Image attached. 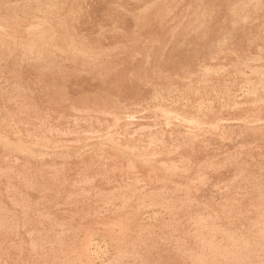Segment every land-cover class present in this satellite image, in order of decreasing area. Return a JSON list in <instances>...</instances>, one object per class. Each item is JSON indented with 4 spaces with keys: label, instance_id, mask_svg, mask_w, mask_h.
Listing matches in <instances>:
<instances>
[{
    "label": "rangeland",
    "instance_id": "obj_1",
    "mask_svg": "<svg viewBox=\"0 0 264 264\" xmlns=\"http://www.w3.org/2000/svg\"><path fill=\"white\" fill-rule=\"evenodd\" d=\"M31 1L0 0L1 28L13 17L0 28V264L264 262V103L247 93L248 82L264 81V0L240 23L231 14L237 0H54L50 21L64 20L70 35L100 52L94 65L29 52L34 13L21 10ZM195 21L205 23L200 35ZM221 44L222 51H210ZM205 67L221 70L206 88ZM156 93L175 101L165 106L183 117L157 111ZM205 94V108L197 110Z\"/></svg>",
    "mask_w": 264,
    "mask_h": 264
},
{
    "label": "bare ground",
    "instance_id": "obj_2",
    "mask_svg": "<svg viewBox=\"0 0 264 264\" xmlns=\"http://www.w3.org/2000/svg\"><path fill=\"white\" fill-rule=\"evenodd\" d=\"M32 3H33V5H32V8H30V7H25V8H23L21 11L22 12H28V11H33V13H34V17H33V19H34V23H33V25H32V29L29 31V35H28V38H27V40H26V47L29 49V52L30 53H40V52H46V51H48V52H50V53H52V54H57V57H59V58H64V57H67V55H69L70 54V56H71V58L75 61L77 58L79 59V60H81L82 62H86V63H88L89 65L90 64H95L96 62H100L101 60V57H102V55L100 54V52H95L91 47H89V44H88V42L87 41H85V40H83V39H81V38H74L72 35H70V32L68 31L67 32V28L65 27V26H63V24H64V20H62V19H60L59 17L58 18H55L54 20H52V21H50V11H51V9L52 8H54L53 6H55V1L54 0H32L31 1ZM100 2V1H99ZM102 3V2H101ZM258 6H260V7H262L263 6V0H237V2L233 5V7L231 8V14H233V16L236 18V19H238V21H236L237 23H240L242 20H244V18H245V13H246V11H247V9L248 8H250V9H252V7L254 8V9H257V8H260V7H258ZM257 7V8H256ZM80 9V8H79ZM145 12H147V13H150L151 11H155L152 7H145V10H144ZM81 13V12H80ZM88 16V15H87ZM86 16V17H87ZM207 16V13L205 12V11H203L202 13H201V15H200V17L202 18V19H204L205 17ZM12 19H13V17H10V18H8V20H6L5 21V23L7 24L6 26L8 27V24H9V22H11L12 21ZM86 20V19H85ZM98 24V23H97ZM191 24V23H190ZM236 24V23H235ZM96 25V24H95ZM100 25V24H99ZM6 26H4L3 28H1V25H0V28L1 29H6L7 27ZM190 26V25H189ZM191 26H193V27H195V28H197V32L195 31V34L196 35H200V31H202V33H203V27L205 28V23L204 22H202V21H195V22H193L192 23V25ZM58 28L60 29V31H58ZM76 28V27H75ZM194 28V29H195ZM234 28V27H233ZM45 29V30H44ZM84 29V28H83ZM97 29V28H96ZM105 30V29H104ZM93 31H95V30H93ZM106 31V30H105ZM229 34V33H228ZM83 35V34H82ZM115 35H117V34H115ZM223 35H224V33H223ZM232 36V35H231ZM226 37V36H225ZM94 38V37H93ZM223 42V41H222ZM221 42V43H222ZM181 44V43H180ZM183 44V43H182ZM223 44H221V45H215V46H213V47H211V52H213L214 53V51H222V49H223ZM219 54H222V52H219L218 54H215L214 56H211V58L209 59V61H212V60H218V58H219ZM147 61V60H146ZM1 62H3V61H1ZM21 64H22V62H21ZM28 66V65H27ZM6 68V67H5ZM46 68V67H45ZM236 68V65L235 66H233V67H231V70H234ZM49 69V68H48ZM216 70H214V69H212L211 67H205L203 70H202V73H201V83L203 84V87L204 88H206V84H207V82H208V80L214 75V74H216V73H220L221 72V70L217 67V68H215ZM1 70V69H0ZM20 70V69H19ZM47 70V69H46ZM57 70V69H56ZM262 71V70H261ZM4 72V71H3ZM6 72V71H5ZM9 72V71H8ZM59 72V71H58ZM19 73V72H18ZM40 73H42L41 71H40ZM39 73V74H40ZM46 73V72H45ZM257 73V72H256ZM52 74V73H51ZM1 75V74H0ZM9 76V75H8ZM5 83V82H4ZM8 83V82H7ZM249 86H248V91H247V93L249 94V95H251V96H253V98L255 99L254 100V103H264V81L262 82V81H259V82H248L247 83ZM16 85V84H15ZM18 85V84H17ZM6 86V85H5ZM9 86H11V85H8V87ZM24 86V85H23ZM4 87V86H3ZM2 87V88H3ZM17 88V87H16ZM7 89V88H6ZM20 89V88H19ZM18 89V90H19ZM11 90H12V88H11ZM11 90H10V92H11ZM15 90H17V89H15ZM23 90V89H22ZM25 90V89H24ZM6 91V90H5ZM30 92V91H29ZM260 92L262 93V98L261 97H259L260 96ZM0 94H2V93H0ZM23 94H24V92H23ZM9 95V94H8ZM1 96V95H0ZM208 98V96H207V94H205V96H203V98L201 99L202 101H200L198 104H197V106H196V109L197 110H201V109H204L205 108V105H204V103H203V101H205L206 99ZM9 99V98H8ZM154 107H155V109L157 110V111H159V112H161V113H163V114H165L166 116H168V117H170L171 115H175V114H173L170 110H169V108H167L165 105H167V103L168 104H170V102L171 103H174L175 101H173V100H171L170 102H168L167 100H166V98H165V94H160V93H156V94H154ZM10 102V101H9ZM221 103H223V102H221ZM11 104V103H10ZM22 105V104H21ZM237 105V104H236ZM16 106V105H15ZM3 107V106H2ZM235 108V107H234ZM3 109V108H2ZM20 113V112H19ZM46 113V112H45ZM158 113V112H157ZM9 114H10V112H9ZM125 114H127V113H125ZM159 114V113H158ZM4 115V114H3ZM160 115V114H159ZM6 117H7V114L5 115ZM152 116H154V115H152ZM176 117H174V118H177V117H183L182 115H180V114H177V115H175ZM20 117H21V115H20ZM123 117V116H122ZM127 119H129V120H133L134 118H135V115L134 114H127ZM162 117V116H161ZM4 118V117H3ZM61 119V118H60ZM67 119V118H66ZM158 119V118H157ZM160 119V118H159ZM158 119V120H159ZM168 120H169V118H167ZM181 119V118H180ZM0 120H2V119H0ZM36 120V119H35ZM119 120H120V117H119ZM122 120V119H121ZM135 120V119H134ZM195 120V119H194ZM16 121V120H15ZM37 121H39V120H37ZM70 121V120H69ZM138 121V120H137ZM196 121V120H195ZM1 122V121H0ZM117 122V121H116ZM119 122V121H118ZM176 122V121H175ZM188 122H190V121H188ZM197 122V121H196ZM9 123V122H8ZM18 123V122H17ZM38 123V122H37ZM42 123V122H41ZM75 123V122H74ZM182 123V122H181ZM221 123V122H220ZM242 123V122H241ZM263 123V122H262ZM165 124H166V122H165ZM197 124V123H196ZM259 124V123H258ZM257 124V125H258ZM6 125V124H5ZM19 125V124H18ZM187 125V124H186ZM247 125V124H246ZM254 125V124H253ZM4 126V125H3ZM115 126V125H114ZM113 126V127H114ZM171 126V125H170ZM208 126V125H207ZM22 127V126H21ZM25 127V126H24ZM169 127V126H168ZM176 127V126H175ZM194 127V126H193ZM204 127V126H203ZM206 127V126H205ZM264 127V126H263ZM6 128V127H5ZM7 128H8V126H7ZM9 128H10V126H9ZM26 128H28V127H26ZM145 128H147V127H145ZM262 128V127H261ZM14 129V128H13ZM111 129V128H110ZM149 129V128H148ZM154 129V128H153ZM173 129V128H172ZM178 129V128H177ZM201 129V128H200ZM205 129V128H204ZM214 129V128H213ZM5 130V129H4ZM12 130V129H11ZM143 130V129H142ZM146 130V129H145ZM167 130V129H166ZM168 130H170V129H168ZM183 130V129H182ZM186 130V129H185ZM210 130H212V129H210ZM248 130V129H247ZM258 130V129H257ZM264 130V129H263ZM16 131V130H15ZM18 131V130H17ZM148 131V130H147ZM203 131V130H202ZM9 132V131H8ZM13 132H14V130H13ZM12 132V133H13ZM32 132V131H31ZM46 132V131H45ZM49 132V131H48ZM69 132V131H68ZM140 132V131H139ZM142 132V131H141ZM145 132V131H144ZM186 132V131H185ZM212 132V131H211ZM256 132H258V131H256ZM15 134H16V132H14ZM53 133H54V131H53ZM114 133V132H113ZM134 133V132H133ZM176 133V132H175ZM221 133V132H220ZM255 133V132H254ZM20 134V133H19ZM62 134V133H61ZM137 134V133H136ZM135 133H134V135H136ZM180 134V133H179ZM182 134V133H181ZM184 134V133H183ZM188 134H189V132H188ZM187 134V135H188ZM191 134V133H190ZM194 134V133H193ZM196 134V133H195ZM198 134V133H197ZM258 134V133H257ZM6 135V134H5ZM18 135V134H17ZM42 135V134H41ZM50 135V134H49ZM56 135V134H55ZM84 135H87V134H84ZM133 135V136H134ZM168 135V134H167ZM166 135V136H167ZM256 135V134H255ZM260 135V134H259ZM2 136H3V134H2ZM159 136V135H158ZM183 136V135H182ZM207 136V135H206ZM260 136H262V134L260 135ZM14 137H16V136H14ZM106 137V136H105ZM123 137V136H122ZM136 137V136H135ZM171 137V136H170ZM180 137V136H179ZM194 137V136H193ZM223 137V136H222ZM221 137V138H222ZM264 137V136H263ZM29 138V137H28ZM64 138H65V136H64ZM69 138V137H68ZM131 138H132V136H131ZM150 138V137H149ZM153 138V137H152ZM154 138H155V136H154ZM161 138H163V137H161ZM167 138V137H166ZM188 137H186V139H187ZM19 139V138H18ZM24 139V138H23ZM105 139V138H104ZM108 139V138H107ZM169 139V138H168ZM182 139V138H181ZM185 139V138H184ZM195 139V138H194ZM207 139V138H206ZM218 139V138H217ZM224 139V138H223ZM261 139V138H260ZM11 140V139H10ZM25 140V139H24ZM103 140V139H102ZM151 140V139H150ZM166 140V139H165ZM174 140V138L172 139V141ZM200 140V139H199ZM210 140V139H209ZM214 140V139H213ZM87 141V143H88V140H86ZM101 141V140H100ZM172 141H171V144H172ZM186 141V140H185ZM192 141H193V139H192ZM195 141V140H194ZM218 141V140H217ZM223 141H225V140H223ZM2 142H4V141H2ZM74 142H75V140H74ZM104 142V141H103ZM150 142V141H149ZM157 142H160V141H157ZM175 142V141H174ZM214 142H215V140H214ZM220 142V141H219ZM227 142V141H226ZM229 142V141H228ZM167 143V142H166ZM169 143V142H168ZM178 143V142H177ZM188 143V142H187ZM186 143V144H187ZM194 143H196V142H194ZM198 143V142H197ZM200 143H202V142H200ZM216 143V142H215ZM255 142H253V144H254ZM2 144V143H1ZM10 144V143H9ZM15 144V143H14ZM20 144V143H19ZM38 144V143H37ZM69 144V143H68ZM108 144V143H107ZM151 144H152V142H151ZM174 144V143H173ZM181 144V143H180ZM193 144V143H192ZM190 145V147L191 146H193V145ZM202 144H204V143H202ZM206 144V143H205ZM6 145V144H5ZM30 145V144H29ZM47 145V144H46ZM112 145V144H111ZM166 145V144H165ZM182 145V144H181ZM184 145V144H183ZM218 145V144H217ZM224 145V144H223ZM22 146V145H21ZM34 146V145H33ZM37 146V145H36ZM48 146V145H47ZM151 146V145H150ZM169 146V145H168ZM245 146V145H244ZM248 146V145H247ZM252 146V145H251ZM258 146V145H257ZM8 147V146H7ZM18 147H20V145L18 146ZM22 147H24V146H22ZM26 147V146H25ZM24 147V148H25ZM31 147H32V145H31ZM40 147V146H39ZM100 147H102V146H100ZM104 147V146H103ZM162 147V146H161ZM186 147V146H185ZM189 147V146H188ZM209 147H211V146H209ZM242 147V146H241ZM240 147V148H241ZM10 148V147H9ZM11 148H12V146H11ZM119 148V147H118ZM147 148V147H146ZM192 148V147H191ZM220 148V147H219ZM218 148V149H219ZM243 148V147H242ZM249 148V147H248ZM252 148V147H251ZM3 149V148H2ZM56 149V148H55ZM59 149H61V148H59ZM59 149H57V150H59ZM94 149V148H93ZM125 149V148H124ZM169 149V148H168ZM216 149V148H215ZM234 149H236V148H234ZM255 149V148H254ZM253 149V150H254ZM5 150V149H4ZM21 150V149H20ZM35 150V149H34ZM48 150V149H47ZM112 150V149H111ZM166 150V149H165ZM189 150H190V148H189ZM248 150H250V148L248 149ZM256 150V149H255ZM53 151V150H52ZM91 151V150H90ZM122 151V150H121ZM127 151V150H126ZM234 151V150H233ZM252 151V150H251ZM6 152V151H5ZM118 152V151H117ZM171 152V151H170ZM177 152V151H176ZM188 152V151H187ZM7 153H8V150H7ZM6 153V154H7ZM98 153V152H97ZM101 153V152H100ZM116 153V152H115ZM120 153V152H119ZM125 153V152H124ZM129 153V152H128ZM132 153V152H131ZM173 153H175V152H173ZM192 153V152H191ZM190 153V154H191ZM214 153V152H213ZM243 153V152H242ZM2 154V153H1ZM17 154V153H16ZM93 154H95V153H93ZM133 154V153H132ZM163 154V153H162ZM166 154V153H165ZM167 154H169V153H167ZM226 154H228V153H226ZM245 154V153H244ZM4 155V154H3ZM116 155H117V153H116ZM121 155V154H120ZM230 155V154H229ZM233 155V154H232ZM231 155V156H232ZM13 156V155H12ZM94 156V155H93ZM165 156V155H164ZM166 156H168V155H166ZM172 156V155H171ZM183 156V155H182ZM191 156V155H190ZM228 156V155H227ZM9 157V156H8ZM82 157V156H81ZM85 157H87L86 155H85ZM109 157V156H108ZM178 157V156H177ZM235 157H239V156H235ZM79 158V157H78ZM124 158V157H123ZM150 158V157H149ZM186 158V157H185ZM216 158V157H215ZM218 158H219V155H218ZM227 158V157H226ZM229 158V157H228ZM6 159V158H5ZM80 159V158H79ZM99 159V158H98ZM122 159V158H121ZM179 159V158H178ZM180 159H182V158H180ZM247 159V158H246ZM16 160V159H15ZM127 160V159H126ZM125 160V162H127ZM137 160V159H136ZM140 160H141V158H140ZM143 160H145V159H143ZM186 160V159H185ZM189 160V159H188ZM218 160V159H217ZM78 161V160H77ZM104 161V160H103ZM169 161V160H168ZM176 161V160H175ZM204 161V160H203ZM214 161V160H213ZM7 162V161H6ZM105 162V161H104ZM137 162H139V161H137ZM155 162V161H154ZM172 162V161H171ZM170 162V163H171ZM174 162V161H173ZM181 162V161H180ZM225 162H227V161H225ZM178 163V162H177ZM221 163H222V161H221ZM237 163V162H236ZM102 164V163H101ZM179 164V163H178ZM192 164V163H191ZM202 164V163H201ZM204 164H206V163H204ZM210 164H211V162H210ZM242 164V163H241ZM241 164H240V166H241ZM15 165V164H14ZM133 165V164H132ZM143 165V164H142ZM152 165V164H151ZM171 165H173V164H171ZM199 165V164H198ZM207 165V164H206ZM229 165V164H228ZM235 165V164H234ZM25 166V165H24ZM177 166V165H176ZM46 167V166H45ZM57 167V166H56ZM60 167H62V166H60ZM171 167V166H170ZM186 167V166H185ZM184 167V168H185ZM188 167V166H187ZM186 167V168H187ZM191 167H193V166H191ZM226 167V166H225ZM243 167V166H242ZM253 167H255V166H253ZM259 167V166H258ZM9 168V167H8ZM7 168V169H8ZM26 168V167H25ZM31 168V167H30ZM160 168V167H159ZM174 168V167H173ZM176 168V167H175ZM181 168V167H180ZM248 168V167H247ZM10 169V168H9ZM60 169V168H59ZM82 169V168H81ZM252 169V168H251ZM258 169V168H257ZM5 170V169H4ZM29 170V169H28ZM43 170H44V168H43ZM47 170V169H46ZM57 170V169H56ZM64 170V169H63ZM129 170V169H128ZM130 170H132V169H130ZM164 170V169H163ZM169 171H170V168L168 169ZM178 170H179V168H178ZM183 170V169H182ZM191 170V169H190ZM225 170V169H224ZM234 170V169H233ZM238 170V169H237ZM10 171V170H9ZM50 171H52V170H50ZM67 171V170H66ZM133 171H135L134 169H133ZM151 171V170H150ZM159 171V170H158ZM239 171H240V169H239ZM254 171V170H253ZM7 172V171H6ZM5 172V173H6ZM17 172V171H16ZM26 172V171H25ZM132 172V171H131ZM164 172H166V171H164ZM168 172V171H167ZM166 172V173H167ZM171 172V171H170ZM174 172V171H173ZM177 172V171H176ZM212 172V171H211ZM247 172V171H246ZM37 173V172H36ZM51 173V172H50ZM121 173H122V171H121ZM189 173V172H188ZM234 173V172H233ZM240 173H242V171L240 172ZM7 174V173H6ZM29 174V173H28ZM32 174V173H31ZM30 174V175H31ZM243 174V173H242ZM251 174V173H250ZM51 175H53V174H51ZM113 175H115V174H113ZM133 175H135V174H133ZM138 175V174H137ZM169 175V174H168ZM239 175H241V174H239ZM5 176V175H4ZM12 176V175H11ZM24 176V175H23ZM33 176V175H32ZM53 176H55V175H53ZM175 176V175H174ZM204 176V175H203ZM242 176V175H241ZM169 177H170V175H169ZM235 177V176H234ZM263 177V176H262ZM7 178V177H6ZM25 178V177H24ZM44 178V177H43ZM46 178V177H45ZM116 178V177H115ZM122 178V177H121ZM173 178V177H172ZM242 178V177H241ZM250 178V177H249ZM30 179V178H29ZM48 179V178H47ZM65 179V178H64ZM86 179V178H85ZM105 179V178H104ZM234 179V178H233ZM239 179V178H238ZM254 179V178H253ZM256 179V178H255ZM261 179H263V178H261ZM52 180V179H51ZM136 180V179H135ZM134 180V181H135ZM204 179H202V181H203ZM260 180V179H259ZM264 180V179H263ZM35 181V180H34ZM34 181H32V182H34ZM39 181V180H38ZM90 181H92V180H90ZM189 181V180H188ZM190 181H193V180H190ZM189 181V182H190ZM197 181V180H196ZM202 181H200V183L202 182ZM230 181V180H229ZM242 181H243V179H242ZM64 182H66V181H64ZM94 182V181H93ZM107 182V181H106ZM109 182V181H108ZM107 182V183H108ZM166 182V181H165ZM188 182V183H189ZM195 182V181H194ZM194 182L192 183L193 185H194ZM232 182V181H231ZM234 182V181H233ZM246 182V181H245ZM263 182V181H262ZM27 183V182H26ZM35 183V182H34ZM40 183V182H39ZM46 183V182H45ZM84 183V182H83ZM82 183V184H83ZM86 183V182H85ZM138 183V182H137ZM199 183V184H200ZM208 183H210V182H208ZM252 183V182H251ZM57 184V183H56ZM113 184V183H112ZM216 184V183H215ZM249 185H250V183H248ZM252 184H254V186H255V183H252ZM258 184H260V183H258ZM4 185V184H3ZM55 185V184H54ZM59 185V184H58ZM65 185H67V184H65ZM77 185H78V183H77ZM132 185V184H131ZM177 185H179L178 183H177ZM176 185V186H177ZM214 185V184H213ZM220 185H221V183H220ZM235 185V184H234ZM6 186V185H5ZM35 186V185H34ZM63 186V185H62ZM167 186V185H166ZM195 186V185H194ZM200 186V185H199ZM219 186V185H218ZM251 186V185H250ZM253 186V187H254ZM2 187V186H1ZM37 187V186H36ZM59 187V186H58ZM120 187V186H119ZM128 187H129V184H128ZM183 187V186H182ZM193 187V186H192ZM257 187V186H256ZM62 188V187H61ZM65 188V187H64ZM219 188V187H218ZM226 188V187H225ZM224 188V189H225ZM228 188V187H227ZM236 188V187H235ZM245 188V187H244ZM243 188V189H244ZM264 188V187H263ZM49 189V188H48ZM59 189V188H58ZM77 189V188H76ZM195 189V188H194ZM262 189V188H261ZM31 190H33V189H31ZM140 190H141V188H140ZM241 190V189H240ZM81 191V190H80ZM95 191V190H94ZM112 191V190H111ZM120 191V190H119ZM137 191V190H136ZM159 191H161V190H159ZM232 191V190H231ZM230 191V192H231ZM254 191V190H253ZM20 192V191H19ZM31 192V191H30ZM141 192V191H140ZM185 192V191H184ZM247 192V191H246ZM259 192H261V191H259ZM4 193H5V191H4ZM104 193V192H103ZM135 193V192H134ZM159 193V192H158ZM198 193H199V191H198ZM233 193H235V192H233ZM237 193V192H236ZM248 193H250V192H248ZM252 193V192H251ZM48 194V193H47ZM50 194V193H49ZM53 194V193H52ZM55 194V193H54ZM53 194V195H54ZM156 194V193H155ZM255 194V193H254ZM10 195V194H9ZM17 195V194H16ZM28 195V194H27ZM86 195V194H85ZM154 195V194H153ZM184 195V194H183ZM19 196V195H18ZM26 196V195H25ZM50 196V195H49ZM71 195H69V197H70ZM77 196V195H76ZM143 196V195H142ZM159 196V195H158ZM186 196V195H185ZM184 196V197H185ZM249 196V195H248ZM251 196V195H250ZM1 197V196H0ZM78 197V196H77ZM84 197V196H83ZM183 197V198H184ZM243 197V196H242ZM7 198V197H6ZM58 198V197H57ZM61 198V197H60ZM94 198V197H93ZM124 198V197H123ZM161 198V197H160ZM159 198V199H160ZM258 198H259V196H258ZM48 199H50V198H48ZM80 199V198H79ZM176 199V198H175ZM179 199V198H178ZM95 200V199H94ZM124 200V199H123ZM132 200V199H131ZM144 200V199H143ZM164 200V199H163ZM162 200V201H163ZM166 200H168V199H166ZM165 200V201H166ZM28 201V200H27ZM36 201H38V200H36ZM67 201H68V199H67ZM228 201V200H227ZM50 202H52V201H50ZM107 202V201H106ZM137 202V201H136ZM141 202H142V200H141ZM173 202V201H172ZM171 202V203H172ZM181 202H183V201H181ZM122 203V202H121ZM127 203V202H126ZM154 203V202H153ZM159 203V202H158ZM162 203V202H161ZM160 203V204H161ZM176 203V202H175ZM180 203V202H179ZM186 203H187V201H186ZM227 203V202H226ZM27 204V203H26ZM36 204V203H35ZM52 204V203H51ZM83 204V203H82ZM102 204V203H101ZM107 204V203H106ZM105 204V205H106ZM108 204H109V202H108ZM144 204V203H143ZM147 204V203H146ZM168 203H167V201H166V205H167ZM183 204H184V202H183ZM182 204V205H183ZM192 204V203H191ZM202 204V203H201ZM239 204V203H238ZM245 204H247V203H245ZM253 204V203H252ZM2 205V204H1ZM111 205V204H110ZM121 205H124V204H121ZM120 205V206H121ZM133 205V204H132ZM137 205V204H136ZM232 205V204H231ZM69 206V205H68ZM146 206V205H145ZM147 206H149V205H147ZM152 206V205H151ZM162 206V205H161ZM165 206V205H164ZM173 206V205H172ZM180 206V205H179ZM51 207V206H50ZM57 207V206H56ZM55 207V208H56ZM77 207V206H76ZM123 207V206H122ZM140 207L141 206H139V209H140ZM143 207V206H142ZM171 207V206H170ZM31 208V207H30ZM33 208V207H32ZM49 208V207H48ZM116 208V207H115ZM118 208H120V207H118ZM131 208V207H130ZM137 208H138V206H137ZM146 208V207H145ZM148 208V207H147ZM146 208V209H147ZM223 208V207H222ZM234 208V207H233ZM251 208H253V207H251ZM162 209V208H161ZM169 209V208H168ZM174 209V208H173ZM192 209V208H191ZM209 209V208H208ZM53 210V209H52ZM56 210V209H55ZM103 210H104V208H103ZM137 209H135L134 211H136ZM141 210V209H140ZM143 210V209H142ZM196 210V209H195ZM194 210V211H195ZM122 211V210H121ZM210 211V210H209ZM259 211V210H258ZM257 211V212H258ZM262 211V210H261ZM33 212V211H32ZM36 212H38V211H36ZM100 212V211H99ZM111 212V211H110ZM185 212V211H184ZM229 212V211H228ZM252 212V211H251ZM57 213V212H56ZM95 213V212H94ZM108 213V212H107ZM172 213V212H171ZM224 213V212H223ZM232 213V212H231ZM255 213V212H254ZM37 214V213H36ZM225 214H228L227 212L225 213ZM249 214V213H248ZM259 214H260V212H259ZM258 214V215H259ZM262 214V213H261ZM264 214V213H263ZM24 215V214H23ZM26 215V214H25ZM34 215V214H33ZM131 215H132V213H131ZM200 215V214H199ZM199 215H197L196 216V219H197V217L199 216ZM201 215H203V214H201ZM210 215V214H209ZM208 215V216H209ZM224 215V214H223ZM6 216V215H5ZM10 216V215H9ZM49 216V215H48ZM71 216V215H70ZM75 216H77V215H75ZM103 216V215H102ZM205 216H207V215H205ZM242 216V215H241ZM256 216V215H255ZM264 216V215H263ZM7 217V216H6ZM12 217V216H11ZM25 217V216H24ZM36 217V216H35ZM40 217H42V215L40 216ZM148 217V216H147ZM146 217V218H147ZM150 217V216H149ZM193 217V216H192ZM191 217V218H192ZM215 217V216H214ZM214 217H213V220H214ZM246 217V216H245ZM251 217V216H250ZM262 217V216H261ZM260 217V218H261ZM4 218V217H3ZM8 218H10V217H8ZM28 218V217H27ZM47 218V217H46ZM190 218V219H191ZM202 218V217H201ZM206 218V217H205ZM205 218H203V219H205ZM257 218V217H256ZM255 218V219H256ZM259 218V217H258ZM13 219V218H12ZM43 219V218H42ZM45 219V218H44ZM54 219H56V217L54 218ZM199 219V218H198ZM203 219H201V220H203ZM210 219V218H209ZM217 219V218H216ZM264 219V218H263ZM8 220V219H7ZM25 220H26V218H25ZM46 220V219H45ZM126 220V219H125ZM129 220V219H128ZM154 220V219H153ZM200 220V221H201ZM207 220V219H206ZM257 220V219H256ZM262 220V219H261ZM22 221V220H21ZM35 221V220H34ZM44 221V220H43ZM56 221V220H55ZM59 221H61V220H59ZM70 221V220H69ZM193 221V220H192ZM219 221V220H218ZM230 221V220H229ZM238 221V220H237ZM4 221H2V223H3ZM12 222V220L10 221V223ZM16 222V221H15ZM26 222V221H25ZM37 222V221H36ZM42 222V221H41ZM46 222V221H45ZM48 222V221H47ZM68 222V221H67ZM82 222V221H81ZM80 222V223H81ZM113 222H115L114 220H113ZM125 222V221H124ZM195 222V221H194ZM248 222H250V221H248ZM254 222V221H253ZM252 222V223H253ZM6 223V222H5ZM53 223H54V221H53ZM117 223V222H116ZM180 223V222H179ZM198 223H200V222H198ZM197 223V224H198ZM206 223V222H205ZM213 223V222H212ZM261 223V222H260ZM25 224V223H24ZM58 224V223H57ZM62 224V223H61ZM61 224H60V227H61ZM113 224V223H112ZM118 224V223H117ZM193 224V223H192ZM202 224V223H201ZM255 224V223H254ZM259 224V223H258ZM7 225V224H6ZM9 225V224H8ZM11 225V224H10ZM27 225V224H26ZM46 225V224H45ZM48 225V224H47ZM111 225V224H110ZM194 225H196V224H194ZM203 225H205V224H203ZM209 225H211V223L209 224ZM221 225V224H220ZM256 225V224H255ZM263 225V224H262ZM261 225V226H262ZM12 226H14V225H12ZM11 226V227H12ZM24 226V225H23ZM22 226V227H23ZM57 226V225H56ZM213 226V225H212ZM219 226V225H218ZM217 226V227H218ZM242 226V225H241ZM251 226H252V224H251ZM7 227V226H6ZM16 227H17V225H16ZM54 227H55V225H54ZM57 227H59V226H57ZM104 227V226H103ZM112 227H114V226H112ZM116 227V226H115ZM124 227V226H123ZM127 227V226H126ZM150 227V226H149ZM148 227V228H149ZM173 227V226H172ZM181 227H182V225H181ZM209 227V226H208ZM223 227V226H222ZM256 227V226H255ZM49 228V227H48ZM107 228V227H106ZM147 228V229H148ZM213 228V227H212ZM211 227H210V229H212ZM234 228V227H233ZM242 228H243V226H242ZM248 228V227H247ZM263 228V227H262ZM14 229V228H13ZM15 229H17V228H15ZM42 229V228H41ZM71 229V228H70ZM117 229V228H116ZM203 229V228H202ZM215 229V228H214ZM235 229V228H234ZM6 230H7V228H6ZM47 230V229H46ZM50 230V229H49ZM75 230H76V228H75ZM112 230V229H111ZM154 230V229H153ZM172 230V229H171ZM228 229H226V233L228 232L227 231ZM254 230V229H253ZM260 230H261V228H260ZM14 231V230H13ZM26 231V230H25ZM42 231V230H41ZM52 231V230H51ZM74 231V230H73ZM121 231V230H120ZM145 231V230H144ZM143 231V232H144ZM178 231V230H177ZM220 231V230H219ZM224 231V230H223ZM231 231V230H230ZM245 231V230H244ZM251 231V230H250ZM256 231H257V228H256ZM264 231V230H263ZM12 232V231H11ZM23 232V231H22ZM29 233H30V231H28ZM43 232V231H42ZM42 232H41V234H42ZM68 232V231H67ZM70 232V231H69ZM117 232V231H116ZM126 232V231H125ZM176 232V231H175ZM186 232V231H185ZM196 233H197V231H195ZM213 232V231H212ZM237 232V231H236ZM241 232V231H240ZM252 232V231H251ZM254 232V231H253ZM257 232H260V231H257ZM256 232V233H257ZM37 233V232H36ZM45 233V232H44ZM52 233V232H51ZM63 233V232H62ZM66 233V232H65ZM139 233V232H138ZM179 233V232H178ZM187 233V232H186ZM195 233V234H196ZM210 233V232H209ZM226 233L224 234V235H226ZM229 233V232H228ZM237 233H239V232H237ZM25 234H28V233H25ZM39 234V233H38ZM55 234V233H54ZM61 234V233H60ZM117 234V233H116ZM153 234V233H152ZM189 234V233H188ZM187 234V235H188ZM191 234V233H190ZM232 234V233H231ZM235 234V233H234ZM260 234V233H259ZM3 235H5V234H3ZM34 235V234H33ZM36 235V234H35ZM109 235V234H108ZM118 235V234H117ZM121 235H122V232H121ZM131 235V234H130ZM172 235V234H171ZM230 235V234H229ZM228 235V236H229ZM254 235H256V234H254ZM1 236V235H0ZM11 236V235H10ZM53 236V235H52ZM58 236V235H57ZM74 236V235H73ZM124 236V235H123ZM129 236V235H128ZM127 236V237H128ZM150 236V235H149ZM178 236V235H177ZM195 236V235H194ZM227 236V237H228ZM13 237V236H12ZM40 237H42V236H40ZM90 237V236H89ZM165 237H167V236H165ZM179 237V236H178ZM189 237V236H188ZM191 237H192V235H191ZM195 237H197V236H195ZM201 237H202V235H201ZM230 237V236H229ZM233 237V236H232ZM238 237H239V235H238ZM251 237H253L252 235H251ZM257 237V236H256ZM260 237V236H259ZM262 237V236H261ZM4 238V237H3ZM29 238V237H28ZM27 238V239H28ZM35 238H38V236L37 237H35ZM58 238V237H57ZM175 238V237H174ZM199 238V237H198ZM243 238V237H242ZM254 238V237H253ZM258 238V237H257ZM10 239V238H9ZM40 239V238H39ZM56 239V238H55ZM225 239V238H224ZM227 239V238H226ZM232 239V238H231ZM238 239V238H237ZM239 239H240V237H239ZM255 239V238H254ZM35 240V239H34ZM46 240V239H45ZM75 240V239H74ZM124 240V239H123ZM177 240H179V239H177ZM201 240V239H200ZM247 240V239H246ZM256 240V239H255ZM261 240V239H260ZM9 241V240H8ZM49 241V240H48ZM59 241V240H58ZM118 241V240H117ZM132 241V240H131ZM135 241V240H134ZM160 241H161V239H160ZM163 241V240H162ZM166 240H164V242H165ZM182 241V240H181ZM183 241H186V240H183ZM205 241V240H204ZM207 241V240H206ZM209 241V240H208ZM225 241V240H224ZM227 241V240H226ZM240 241H242V240H240ZM245 241V240H244ZM251 241V240H250ZM264 241V240H263ZM34 242V241H33ZM61 242H62V240H61ZM60 242V243H61ZM64 242V241H63ZM114 242H115V240H114ZM129 242V241H128ZM167 242V241H166ZM211 242H212V240H211ZM229 243H230V241H228ZM234 242H236V241H234ZM30 243V242H29ZM53 243H54V240H53ZM59 243V242H58ZM80 243V242H79ZM120 243V242H119ZM141 243H144V242H141ZM179 243V242H178ZM198 243V242H197ZM205 243V242H204ZM209 243V242H208ZM233 243V242H232ZM238 243V242H237ZM240 243V242H239ZM247 243V242H246ZM257 242H254V244H256ZM260 243V242H259ZM65 244V243H64ZM133 244V243H132ZM174 244H175V242H174ZM211 244V243H210ZM215 244V243H214ZM250 244H252V243H250ZM249 244V245H250ZM7 245V244H6ZM9 245V244H8ZM49 245V244H48ZM63 245V244H62ZM219 245V244H218ZM246 245V244H245ZM15 246V245H14ZM35 246V245H34ZM40 246V245H39ZM53 245H52V243H51V247H52ZM59 247H60V245H58ZM70 246V245H69ZM73 246V245H72ZM116 246H118V245H116ZM126 246H127V244H126ZM181 246V245H180ZM200 246V245H199ZM203 246V245H202ZM215 246V245H214ZM226 246V245H225ZM233 246H235V245H233ZM232 246V247H233ZM244 246V245H243ZM11 247V246H10ZM41 247V246H40ZM39 247V248H40ZM63 247V246H62ZM93 247V246H92ZM120 247H122V246H120ZM133 247H134V245H133ZM175 247V246H174ZM178 247V246H177ZM216 247H217V245H216ZM238 247V246H237ZM247 247V246H246ZM252 247V246H251ZM259 247V246H258ZM261 247H262V245H261ZM171 248H173V247H171ZM201 248V247H200ZM200 248H198L199 249V251H200ZM207 248V247H206ZM209 248V247H208ZM212 248V247H211ZM220 248V247H219ZM10 249V248H9ZM125 249V248H124ZM180 249V248H179ZM181 249H182V247H181ZM218 249V248H217ZM223 249V248H222ZM247 249H249V248H247ZM253 249V248H252ZM257 249V248H256ZM36 250V249H35ZM55 250V249H54ZM59 250H61L60 248H59ZM90 250V249H89ZM94 250V249H93ZM139 250V249H138ZM202 250V249H201ZM210 249H208V251H209ZM211 250H213V249H211ZM221 250V249H220ZM244 250L245 249H243V252H244ZM72 251V250H71ZM122 251H123V248H122ZM125 251V250H124ZM123 251V252H124ZM185 251V250H184ZM189 251V250H188ZM217 251V250H216ZM215 250L212 252L213 253V255H217V254H214V252H216ZM218 251H219V249H218ZM217 251V252H218ZM222 251V250H221ZM224 251V250H223ZM248 251V250H247ZM258 251V250H257ZM256 251V252H257ZM260 251H261V249H260ZM34 252V251H33ZM65 252V251H64ZM90 252V251H89ZM115 252V251H114ZM119 252V251H118ZM133 252V251H132ZM132 252H130V253H132ZM148 252V251H147ZM151 252V251H150ZM200 252H202V251H200ZM204 252V251H203ZM241 252V251H240ZM264 252V251H263ZM52 253V252H51ZM59 253V252H58ZM57 253V254H58ZM129 253V252H128ZM142 253V252H141ZM186 253V252H185ZM223 253V252H222ZM228 253H230V252H228ZM233 253V252H232ZM255 253V252H254ZM64 254V253H63ZM62 254V255H63ZM93 254V253H92ZM95 254V253H94ZM119 254V253H118ZM133 254V253H132ZM146 254V253H145ZM190 254V253H189ZM192 254H193V252H192ZM210 254V253H209ZM226 254V253H225ZM56 255V254H55ZM71 255V254H70ZM74 255V254H73ZM122 255V254H121ZM191 255V254H190ZM196 255V254H195ZM212 255V254H211ZM221 255V254H220ZM219 255V256H220ZM240 255V254H239ZM80 256V255H79ZM82 256V255H81ZM92 256V255H91ZM128 256V255H127ZM135 256H137L136 254H135ZM142 256V255H141ZM198 256V255H197ZM200 256L201 257H203L201 254H200ZM199 256V257H200ZM208 256V255H207ZM206 255H205V257H207ZM231 256H232V254H231ZM244 256V255H243ZM250 256H251V254H250ZM253 256V255H252ZM251 256V257H252ZM7 257V256H6ZM53 257V256H52ZM56 257V256H55ZM78 257V256H77ZM117 257H118V255H117ZM189 257H192V256H189ZM194 257V256H193ZM213 257V256H212ZM215 257V256H214ZM246 257V256H245ZM255 257H257L256 255H255ZM254 257V258H255ZM264 257V256H263ZM64 258H65V256H64ZM91 258H93V257H91ZM125 258V257H124ZM141 258V257H140ZM211 258V257H210ZM224 258V257H223ZM240 258V257H239ZM7 259V258H6ZM55 259V258H54ZM63 259V258H62ZM111 259H112V256H111ZM128 259V258H127ZM127 259H126V261H127ZM132 259V258H131ZM139 259V258H138ZM142 259V258H141ZM189 259V258H188ZM195 259H196V257H195ZM199 259V258H198ZM201 259V258H200ZM207 259H209V258H207ZM212 259V258H211ZM210 259V260H211ZM245 259H247V258H245ZM114 260V259H113ZM118 260V259H117ZM140 260V259H139ZM197 260V259H196ZM209 260V261H210ZM229 260H230V258H229ZM228 260V261H229ZM243 260V259H242ZM12 261V260H11ZM75 261V260H74ZM115 261V260H114ZM193 261V260H192ZM207 261V260H206ZM222 261V260H221ZM227 261V262H228ZM232 261H234V260H232ZM245 261V260H244ZM260 261V260H259ZM264 261V260H263ZM13 262V261H12ZM108 261H106V263H107ZM117 262H119V260L117 261ZM191 262V261H190ZM197 262V261H196ZM195 262V263H196ZM223 262V261H222ZM237 262V261H236ZM249 262V261H248ZM247 262V263H248ZM256 262V261H255ZM75 262H73L72 264H74ZM85 263V262H84ZM89 263V262H88ZM115 263V262H114ZM113 263V264H114ZM193 263V262H192ZM203 263H204V261H203ZM206 263V262H205ZM208 263V262H207ZM211 263H213V261L211 262ZM218 263V262H217ZM238 263V262H237ZM236 263V264H237ZM246 263V264H247ZM253 263H254V261H253ZM262 263H264V262H262ZM262 263H260V264H262ZM8 264V263H7ZM46 264V263H45ZM61 264V263H60ZM109 264V263H108ZM111 264V263H110ZM116 264V263H115ZM200 264H202V262L200 263ZM209 264V263H208ZM214 264V263H213ZM239 264H240V262H239ZM244 264V263H243ZM259 264V263H258Z\"/></svg>",
    "mask_w": 264,
    "mask_h": 264
}]
</instances>
